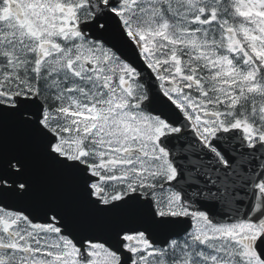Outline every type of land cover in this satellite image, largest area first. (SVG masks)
Instances as JSON below:
<instances>
[{"label":"snow or ice","instance_id":"1","mask_svg":"<svg viewBox=\"0 0 264 264\" xmlns=\"http://www.w3.org/2000/svg\"><path fill=\"white\" fill-rule=\"evenodd\" d=\"M0 264H264V0H0Z\"/></svg>","mask_w":264,"mask_h":264}]
</instances>
